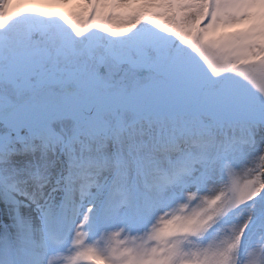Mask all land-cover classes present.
I'll return each mask as SVG.
<instances>
[{"label": "snow or ice", "instance_id": "6c2138e0", "mask_svg": "<svg viewBox=\"0 0 264 264\" xmlns=\"http://www.w3.org/2000/svg\"><path fill=\"white\" fill-rule=\"evenodd\" d=\"M0 264H264V0H0Z\"/></svg>", "mask_w": 264, "mask_h": 264}]
</instances>
